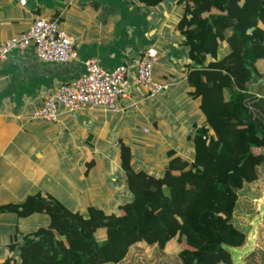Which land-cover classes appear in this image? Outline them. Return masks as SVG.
<instances>
[{"label":"crops","instance_id":"crops-1","mask_svg":"<svg viewBox=\"0 0 264 264\" xmlns=\"http://www.w3.org/2000/svg\"><path fill=\"white\" fill-rule=\"evenodd\" d=\"M37 16L57 18L74 36L77 56L65 63L45 61L31 44L0 59V205L42 191L74 210L93 204L118 212L131 196L122 143L131 147L136 169L155 174L163 172L168 150L187 157L194 151L189 135L203 111L187 82L192 59L179 44L177 0L155 6L130 0H0V40L25 31ZM144 53L159 57L154 76L166 85L154 96L137 81L134 63ZM90 57L107 69L130 65L118 110L61 109L57 121L32 119L57 86L81 76L83 60ZM48 222L44 213L0 212V264L22 232Z\"/></svg>","mask_w":264,"mask_h":264},{"label":"trees","instance_id":"trees-1","mask_svg":"<svg viewBox=\"0 0 264 264\" xmlns=\"http://www.w3.org/2000/svg\"><path fill=\"white\" fill-rule=\"evenodd\" d=\"M163 1L130 0L137 6ZM177 3L179 44L192 59L187 82L203 111L189 135L192 155L168 150L163 172L155 174L136 169L131 147L122 143L131 196L118 212L93 204L74 210L42 191L1 204L0 212L49 217L22 232L1 264H112L134 245L164 249L174 239L180 264H233L229 248L247 237L233 219L240 194L264 166V100L252 90L256 78L264 79V0ZM223 44L229 46L224 54Z\"/></svg>","mask_w":264,"mask_h":264},{"label":"built area","instance_id":"built-area-1","mask_svg":"<svg viewBox=\"0 0 264 264\" xmlns=\"http://www.w3.org/2000/svg\"><path fill=\"white\" fill-rule=\"evenodd\" d=\"M31 44L36 55L45 61L65 63L77 56L74 36L60 26L58 19L37 16L25 31L0 40V59L7 58L14 50L24 51ZM158 61L157 55L144 53L134 63L138 83L151 96L166 87L155 80L154 66ZM83 64L85 70L81 76L57 86L46 96L42 106L31 113V118L54 122L59 119L61 109L73 114L85 108L118 110L119 97L128 85L130 65L107 69L96 57L83 60Z\"/></svg>","mask_w":264,"mask_h":264},{"label":"rangeland","instance_id":"rangeland-1","mask_svg":"<svg viewBox=\"0 0 264 264\" xmlns=\"http://www.w3.org/2000/svg\"><path fill=\"white\" fill-rule=\"evenodd\" d=\"M228 49L229 46L223 44L221 53L224 54ZM262 82L261 78L254 81V88L261 95L259 98H264ZM261 168L263 173L258 181L249 183L240 194L233 219L237 226L247 232V237L242 246L229 248L233 264H264V166ZM177 251V239L170 241L164 249L157 244L142 242L131 247L122 261L112 264H180Z\"/></svg>","mask_w":264,"mask_h":264},{"label":"water","instance_id":"water-1","mask_svg":"<svg viewBox=\"0 0 264 264\" xmlns=\"http://www.w3.org/2000/svg\"><path fill=\"white\" fill-rule=\"evenodd\" d=\"M250 31H251V29H250Z\"/></svg>","mask_w":264,"mask_h":264}]
</instances>
